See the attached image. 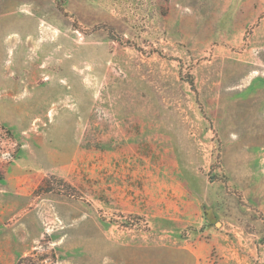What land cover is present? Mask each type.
<instances>
[{"label":"rangeland","instance_id":"rangeland-1","mask_svg":"<svg viewBox=\"0 0 264 264\" xmlns=\"http://www.w3.org/2000/svg\"><path fill=\"white\" fill-rule=\"evenodd\" d=\"M0 264H264V0H0Z\"/></svg>","mask_w":264,"mask_h":264},{"label":"crops","instance_id":"crops-1","mask_svg":"<svg viewBox=\"0 0 264 264\" xmlns=\"http://www.w3.org/2000/svg\"><path fill=\"white\" fill-rule=\"evenodd\" d=\"M13 190H15V189H13ZM11 208H14V206L12 205Z\"/></svg>","mask_w":264,"mask_h":264}]
</instances>
